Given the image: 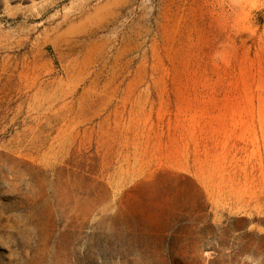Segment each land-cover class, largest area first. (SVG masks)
Instances as JSON below:
<instances>
[{"label": "rangeland", "instance_id": "rangeland-1", "mask_svg": "<svg viewBox=\"0 0 264 264\" xmlns=\"http://www.w3.org/2000/svg\"><path fill=\"white\" fill-rule=\"evenodd\" d=\"M0 264H264V0H0Z\"/></svg>", "mask_w": 264, "mask_h": 264}, {"label": "bare ground", "instance_id": "bare-ground-1", "mask_svg": "<svg viewBox=\"0 0 264 264\" xmlns=\"http://www.w3.org/2000/svg\"><path fill=\"white\" fill-rule=\"evenodd\" d=\"M107 6V5H106ZM105 6V7H106ZM98 8L96 9V12H98ZM88 18H90V14L86 17V19H88ZM95 18V17H94ZM85 19V20H86ZM67 22V21H66ZM60 24H62V23H60ZM67 24L69 25L68 26V28L66 29V30H62V29H59L58 30V33L52 38V40L53 41H60V39H64L65 38V32L67 31V30H70V29H72V28H74L75 27V24H76V22H74V21H68L67 22ZM59 27H61L60 25H58V28ZM65 41V40H64ZM53 43V42H52Z\"/></svg>", "mask_w": 264, "mask_h": 264}]
</instances>
